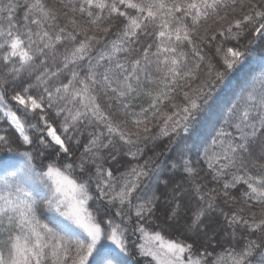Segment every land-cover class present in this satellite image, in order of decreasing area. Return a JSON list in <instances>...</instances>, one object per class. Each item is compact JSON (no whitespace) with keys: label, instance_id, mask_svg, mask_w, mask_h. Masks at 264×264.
<instances>
[{"label":"snow or ice","instance_id":"6c2138e0","mask_svg":"<svg viewBox=\"0 0 264 264\" xmlns=\"http://www.w3.org/2000/svg\"><path fill=\"white\" fill-rule=\"evenodd\" d=\"M0 122V264H264V0H0Z\"/></svg>","mask_w":264,"mask_h":264},{"label":"trees","instance_id":"16d2710c","mask_svg":"<svg viewBox=\"0 0 264 264\" xmlns=\"http://www.w3.org/2000/svg\"><path fill=\"white\" fill-rule=\"evenodd\" d=\"M259 68L258 67H254L248 71H246L244 74L240 75L237 77V80L234 84V87L227 90V91H223L221 93V101L213 115L212 121L211 123L206 126L201 133L200 138L197 140V145H198V150L202 152L203 147L210 142V140L212 139V137L215 135V131L217 129H219L222 126H226L225 125V119H226V115H227V109L231 106V104L237 102L239 100V94H240V89L241 87L248 83L249 80L254 76H258L259 75ZM257 87H259V85H257ZM7 125L3 122H0V129L2 128H6ZM155 131V129H154ZM12 136L15 137L18 134L14 132V130L11 132ZM86 136L87 134H85V137L82 138L84 140H86ZM167 146V140L166 139H161L159 141H157V146H156V152H160L162 153V155L159 157V159L165 163V164H169L171 162V160L174 158L175 153H168L165 152L164 149ZM7 154L4 153H0V160H3L5 158ZM193 156L195 157V150L193 152ZM17 161V167H19L22 164V161L20 160V158H15ZM129 158L128 157H123V161H128ZM37 163H39V161H37ZM110 163V161H109ZM134 163V162H132ZM131 165L129 163H122V165L117 166L119 168L118 171H115L114 174L119 176L121 172L126 171ZM15 170V169H13ZM5 173L3 171H0V181L3 180ZM22 180H28V177L24 176L21 178ZM242 186H238V188H240ZM234 193H236L238 195V192L236 190H232ZM221 206L224 208V210L226 212H230L233 209L229 208V206L224 205L221 201ZM115 213V209L112 210V215L114 216ZM40 215V220L42 223H48V220L46 219V217L49 215L48 213H42L39 214ZM158 215H160V213L158 212ZM116 221L119 222L120 218L119 217H115ZM220 223H223L222 218L220 219ZM51 226V225H49ZM167 237L169 238H176L179 233L176 230H168L165 231L164 233ZM130 236V243L132 244V252L133 255L129 256L126 258L127 260V264H155V262L151 261L150 257H143L140 256L138 254V249L136 248V245L142 243V240H140V236L139 233H132L130 231L129 233ZM232 245L231 243L226 239V238H222L221 236H217L216 237V241H214V247L210 248L209 251H213L214 254L216 253H221L223 252L225 249L230 248ZM200 248V243L197 242L194 251L198 250ZM226 254V253H225Z\"/></svg>","mask_w":264,"mask_h":264},{"label":"rangeland","instance_id":"374dc122","mask_svg":"<svg viewBox=\"0 0 264 264\" xmlns=\"http://www.w3.org/2000/svg\"><path fill=\"white\" fill-rule=\"evenodd\" d=\"M18 134V133H17ZM142 243H143V241H142Z\"/></svg>","mask_w":264,"mask_h":264}]
</instances>
